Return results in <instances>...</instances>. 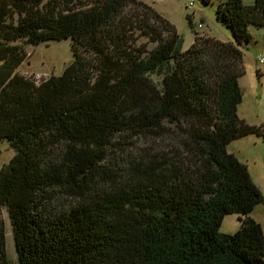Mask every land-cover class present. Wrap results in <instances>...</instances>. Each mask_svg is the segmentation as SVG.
Instances as JSON below:
<instances>
[{"label": "trees", "instance_id": "obj_1", "mask_svg": "<svg viewBox=\"0 0 264 264\" xmlns=\"http://www.w3.org/2000/svg\"><path fill=\"white\" fill-rule=\"evenodd\" d=\"M215 20L233 41L194 31L183 49L142 0H0V140L14 150L0 167V264H12L2 209L17 264H264L248 216L263 197L226 151L264 142V122L236 111L239 44L264 27V0L218 1ZM63 38L73 57L60 75L17 72L27 46ZM131 136L152 147L108 165L115 138ZM54 190L70 201L51 207ZM227 214L231 233L219 231Z\"/></svg>", "mask_w": 264, "mask_h": 264}, {"label": "rangeland", "instance_id": "obj_2", "mask_svg": "<svg viewBox=\"0 0 264 264\" xmlns=\"http://www.w3.org/2000/svg\"><path fill=\"white\" fill-rule=\"evenodd\" d=\"M151 6L162 17L172 23L176 31L182 36V48L186 49L192 42L194 31L200 35L213 36L223 41H233L231 30L220 25L215 20V8L218 1L203 3L201 0H142ZM249 5L253 0H241ZM191 5L188 6V3ZM251 36L249 41H242L239 48L242 50V64L244 73L238 78L241 90V100L237 105V116L247 124L264 122V27L248 25ZM70 38L48 40L33 46H27V56L18 66L17 72L40 81L50 75H60L64 67L72 60ZM153 43H150L151 47ZM153 80L157 77L152 75ZM106 161L108 165L128 166V160L144 150L150 149L152 144L145 137L131 136L115 138ZM226 151L232 153L247 167L248 174L259 189L263 199L255 204L248 214L261 226L264 236V142L261 136L249 134L231 140L226 144ZM14 150L5 140H0V167L13 156ZM56 191V190H54ZM55 197L50 200L51 207H58L69 197L54 192ZM70 201V200H69ZM5 227L6 256L17 264L16 252L12 238V231L7 213L1 211ZM240 222L237 214H227L221 220L219 231L231 233L237 230Z\"/></svg>", "mask_w": 264, "mask_h": 264}, {"label": "built area", "instance_id": "obj_3", "mask_svg": "<svg viewBox=\"0 0 264 264\" xmlns=\"http://www.w3.org/2000/svg\"><path fill=\"white\" fill-rule=\"evenodd\" d=\"M190 5H191V2L188 3V6H190Z\"/></svg>", "mask_w": 264, "mask_h": 264}]
</instances>
